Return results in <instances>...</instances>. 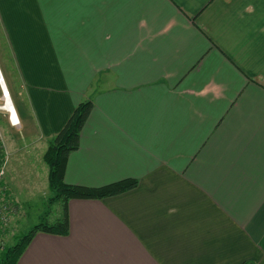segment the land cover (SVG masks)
Masks as SVG:
<instances>
[{
	"label": "crops",
	"instance_id": "obj_1",
	"mask_svg": "<svg viewBox=\"0 0 264 264\" xmlns=\"http://www.w3.org/2000/svg\"><path fill=\"white\" fill-rule=\"evenodd\" d=\"M0 33L33 176L91 100L66 183L138 181L69 200L17 264H264V0H0Z\"/></svg>",
	"mask_w": 264,
	"mask_h": 264
},
{
	"label": "rangeland",
	"instance_id": "obj_2",
	"mask_svg": "<svg viewBox=\"0 0 264 264\" xmlns=\"http://www.w3.org/2000/svg\"><path fill=\"white\" fill-rule=\"evenodd\" d=\"M5 45L3 34L0 33V50L2 51L0 53V64L9 85V90L12 92L16 111H19L18 116L20 115V119L21 112H29L31 108L22 86L20 71L13 58L9 53L7 54ZM5 114L7 113L0 111V127L9 156L6 176L10 186L14 185L16 197L21 199V214L23 213V215L21 220L17 221L19 225L15 223H12V225L6 224L5 229L9 228V231H0V253L2 252L1 247L3 249L15 244L34 225L41 222L55 221L62 204L61 201H49L52 195L49 190V168L47 172L41 169L42 172H39V175L33 176L36 174L33 170L45 164H43V160H39L38 155L32 156L35 153L30 152V149H32L31 146L34 142H31L32 137L22 127L21 119L20 128H15L10 124ZM46 166L48 167L47 164ZM10 167L12 169L14 167V170L10 171Z\"/></svg>",
	"mask_w": 264,
	"mask_h": 264
},
{
	"label": "trees",
	"instance_id": "obj_3",
	"mask_svg": "<svg viewBox=\"0 0 264 264\" xmlns=\"http://www.w3.org/2000/svg\"><path fill=\"white\" fill-rule=\"evenodd\" d=\"M93 107L91 100L81 102L75 109L65 127L50 142L44 154V160L49 168V190L52 193L50 202H62L61 215L53 222H41L34 225L28 233L15 244L4 247L0 253V264H17L24 250L38 232L67 235L69 233L68 202L71 199H103L108 196L123 193L138 184L136 179H124L100 187H87L66 183L64 179L66 160L70 152L78 149L81 130ZM7 176L0 179V231L6 224L12 225L15 220L20 221L22 203L14 195ZM4 205V206H3ZM4 207L8 210L5 220Z\"/></svg>",
	"mask_w": 264,
	"mask_h": 264
},
{
	"label": "built area",
	"instance_id": "obj_4",
	"mask_svg": "<svg viewBox=\"0 0 264 264\" xmlns=\"http://www.w3.org/2000/svg\"><path fill=\"white\" fill-rule=\"evenodd\" d=\"M0 92H1V96H0V111H4L7 114H5L10 122V124L15 127V128H20L21 126V121L19 119V117L16 116V119H13V113L11 111H9L8 109H5V105L8 101V99L11 102V106L14 109V104H13V99H12V94L10 93V90L8 88V84L6 81V78L3 74L1 65H0ZM9 161V156H8V152L6 149V143L4 140V136L2 135V130L0 127V179H2L5 175H6V171H7V163ZM2 189V188H0ZM4 206V205H3ZM4 217L3 219L5 220V218L8 217V215H5V212L8 210L7 207H4Z\"/></svg>",
	"mask_w": 264,
	"mask_h": 264
},
{
	"label": "bare ground",
	"instance_id": "obj_5",
	"mask_svg": "<svg viewBox=\"0 0 264 264\" xmlns=\"http://www.w3.org/2000/svg\"><path fill=\"white\" fill-rule=\"evenodd\" d=\"M8 88H9V87H8ZM10 93H11V92H10ZM13 104H14V102H13ZM14 106H15V104H14ZM5 109H8L9 111H11V112L13 113V119H16V116L19 117V116H18V113H17V111H16V107H14V109H13V107L11 106V102H10L9 99H8L6 105H5Z\"/></svg>",
	"mask_w": 264,
	"mask_h": 264
}]
</instances>
